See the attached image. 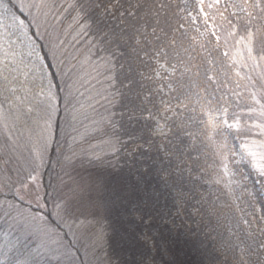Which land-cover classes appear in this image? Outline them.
Returning a JSON list of instances; mask_svg holds the SVG:
<instances>
[{"label":"snow or ice","instance_id":"6c2138e0","mask_svg":"<svg viewBox=\"0 0 264 264\" xmlns=\"http://www.w3.org/2000/svg\"><path fill=\"white\" fill-rule=\"evenodd\" d=\"M13 6L28 19L0 0V123L8 128L10 117L13 127L23 122L31 147L22 154L19 137L11 133L0 143V220L7 225L0 234V264H113L98 215L102 187L72 175L77 153L64 154L62 162L58 157L63 175L41 183L49 151H56L53 89H64L34 37L40 35L38 17L51 14L53 5L15 0ZM68 7L76 10L80 32L92 35L90 43L106 53L100 59L110 86L123 89L115 93L120 101H108L121 103L120 119L113 120L116 113L101 118L107 150L118 158L123 149L132 158L129 175L137 190L143 183L138 165L154 168L179 214L199 185L208 183L198 144L219 139L222 150L229 134L243 137L253 128L264 136V0H73ZM70 97L68 91L66 105ZM33 114L43 120L41 126L33 119L40 129L34 137L24 119ZM241 146L256 157L248 144ZM258 146L264 149V141ZM257 167L264 176V166ZM224 170L227 175V165ZM203 200L200 195L196 202ZM242 224L245 238L232 245L233 264H264V216Z\"/></svg>","mask_w":264,"mask_h":264},{"label":"rangeland","instance_id":"374dc122","mask_svg":"<svg viewBox=\"0 0 264 264\" xmlns=\"http://www.w3.org/2000/svg\"><path fill=\"white\" fill-rule=\"evenodd\" d=\"M13 1L15 2V0ZM49 2L53 5L52 13L47 17L43 15L38 17L40 35L34 38L37 44L40 45L38 50L42 55L45 54L49 57L53 72L57 73L55 82L64 89L61 105L63 108H68V114L59 119L58 110L53 116L54 140L52 148L56 151L54 157L52 156L53 151H49L48 160L50 164L43 169L41 183L44 185L45 177H47L48 183H52L57 173L63 175L57 163L58 157L62 162L64 154L76 152L79 159L76 160L75 171L72 172V175L82 182H95L102 187L108 179L96 170V166L104 163L105 160L111 165L116 162L115 157L110 154L104 144L107 139L103 131L106 125L101 119L108 116L109 113H115L113 104L108 102L113 98L114 88L110 86L107 79L109 72L106 71L100 59L106 53L100 52L98 47H94L90 43L91 40L80 32L75 23L63 22L67 11L65 0H49ZM31 11L34 15L36 14L35 9ZM19 12L16 14L20 16L22 13ZM24 17L27 21L28 17L26 15ZM30 27L32 33L37 31L36 27ZM52 51L55 52L54 59L51 55ZM87 57L91 58L86 59ZM49 70L51 71V69ZM53 91L57 93L56 107L58 108L60 106L58 89H53ZM68 91H71V97L69 98L70 103L66 105L64 100ZM105 97H108V99H105ZM3 99V96H0V101H3ZM7 108L8 104L5 103V109ZM112 118L114 119V116ZM24 119L33 128L34 137L35 132L40 129L33 123V119L40 120L41 126L43 120L35 114ZM8 123V128L0 123V143L11 133L14 137H19L18 151L27 154L31 144L28 140L29 133L23 122H16L15 127H13L12 118L10 117ZM251 123L252 121H249L250 125ZM58 130L60 131L59 134ZM253 141L257 143L254 145ZM261 141H264V136L260 135L258 129L253 128L251 132L246 133L243 137H237L234 132L229 134L227 137L228 146L222 150L216 146L220 143L219 139L215 144L209 141L198 144L201 158L204 159V162L201 163L204 169L202 179L208 181V183H203L207 187V195L203 194V190L198 189L199 194L195 197L196 201L200 200V195L204 196V200L201 203L195 202L191 206V211L198 224L207 226L204 240H207L208 244L204 245L200 241L197 249L200 258L208 263L211 259L213 264H233L232 245L240 242L237 239L238 236L240 240L245 238L242 221L256 220L259 223L260 217L264 216V176L260 174L257 167V165L264 166V159L261 158L264 149L258 146ZM242 144H248L250 150L257 154L256 157L249 156L241 146ZM93 154H98L100 159H95ZM56 163L58 167H56ZM225 165H227V175H225ZM64 179L68 181L67 176ZM217 179L220 180V183H215ZM68 182L71 183V181ZM101 195L100 193V198ZM155 197L162 198L163 202L166 198L171 200L169 207L171 214L163 215V223L171 225L170 222L173 219H176L175 223H178L177 219L183 218L182 215L187 210L186 207L177 214L172 199L167 196L164 183L161 190L156 192ZM0 199H3V197L1 196ZM28 207L27 204L24 205L25 209ZM196 208L199 209V213L194 211ZM33 210L38 211L34 206ZM52 211L53 204L50 210L47 209V212ZM98 215L103 226L102 219L106 215L104 207ZM205 218H207V221L204 220ZM2 224L4 223L0 220V225L2 226ZM1 226L0 234L7 228L3 229ZM156 232L157 236L161 233L159 235V246H153V237L147 235L150 239L147 241L142 239V243L135 248L136 262L139 264H146L148 261H151L152 264H180V261L168 252L167 242L170 239L163 227H159ZM1 239L2 235H0ZM77 246L82 247V244L78 243ZM126 253L132 257L131 253Z\"/></svg>","mask_w":264,"mask_h":264},{"label":"trees","instance_id":"16d2710c","mask_svg":"<svg viewBox=\"0 0 264 264\" xmlns=\"http://www.w3.org/2000/svg\"><path fill=\"white\" fill-rule=\"evenodd\" d=\"M72 2L73 0H65L67 11L63 18L64 23H74L73 18L76 16V10L68 7ZM75 2L80 3L82 0H75ZM4 3H8L9 6L13 8L14 12H19L18 8L13 6V0H4ZM20 16L26 20L23 13ZM75 26L78 25L75 24ZM86 36L90 40L93 39L92 35ZM46 62L52 65L49 57ZM50 69L53 72V67ZM117 89L123 91L117 83L112 92V99L120 101V97L115 96ZM221 91H223V89H221ZM58 96L60 97L58 100L60 104L58 107V117L61 119L63 115L66 116V114H68V108H63L61 105L63 102L62 97H64L62 91L58 90ZM114 109L116 115H114L113 120L118 121L120 119L119 113L122 110L121 103H116ZM57 132L59 134L60 131L58 130ZM52 156L54 157V152ZM115 159L116 162L114 165L108 164V161L105 160L104 163L96 166V170L101 172L108 179L103 184L101 191V200L103 201L106 212L105 217L102 219V223L107 233L106 249L113 264H139L136 262L135 248H137L138 244L142 243V239L145 235L153 237L154 244L158 247L160 241L159 235H161V233L157 236L156 230L159 227H163V230L170 239L167 242L168 252L173 254L180 261V264H209L207 261L200 258L197 249L200 241H202L204 245L208 244V242L204 240V237H206L205 228L207 226L198 224L192 215L191 206L194 205L196 199L189 201L186 206L187 210H185L182 215L183 218L177 219L179 221L178 223L173 224L172 221L176 220L173 219L170 222L171 225H167L163 223V215L167 213L171 214L169 211L171 200L166 198L163 202L162 198L155 197L156 192L160 191L163 185V180L160 175L157 174L154 168L149 169L147 165H138L143 172V183L140 186L142 190H137L135 187V176L129 175V164L132 158L127 156L122 149L118 158L115 157ZM202 162H204L203 158L200 159V163ZM56 167H58L57 163ZM48 184L47 177H45L44 185L47 186ZM198 189L201 191L203 190V194L207 195V187L203 183L199 185ZM50 208H52L51 201L48 203V210H50ZM141 217L143 219H141ZM49 219H52V217L50 216ZM204 220L207 221V218ZM1 227L4 229L7 225L2 224ZM171 228H176L177 230ZM0 241H2V239ZM126 252L131 253L133 258Z\"/></svg>","mask_w":264,"mask_h":264}]
</instances>
